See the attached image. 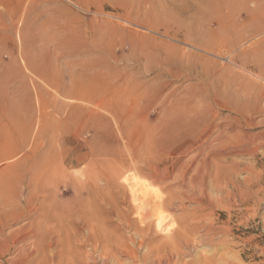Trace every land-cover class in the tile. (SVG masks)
<instances>
[{"label": "rangeland", "instance_id": "obj_1", "mask_svg": "<svg viewBox=\"0 0 264 264\" xmlns=\"http://www.w3.org/2000/svg\"><path fill=\"white\" fill-rule=\"evenodd\" d=\"M207 1L0 0V243L8 244H0V264H17L21 250L34 253L38 228L50 226L45 234L64 230L57 224L72 217L86 196L75 186V178L95 163L79 156L89 151L98 156L101 149L108 151L109 173L123 172L119 180L139 177L165 200L173 197L186 205L178 209L165 203L162 208L172 220L189 217L202 234L192 233L200 244L184 262L264 264V34L253 32L264 22L257 8L264 0L245 5L242 0H226L224 7ZM52 57L64 69L47 71ZM81 62L99 65L104 90L94 94L105 104L55 95L40 75L42 71L52 79L56 72L69 84L78 72L68 71L66 65ZM123 82L128 87L121 86ZM34 85L57 97L66 110L62 118L69 106L75 107L74 123L57 131L48 123L40 136L35 156L47 158L46 184L38 174L40 166L31 170L34 134L26 140L20 126L30 125L29 115L18 103L14 107L11 98L17 89L29 90L35 131ZM231 123L234 129L228 128ZM223 130L227 144L217 140ZM161 135L171 144L161 142ZM159 142L171 149L163 146L162 151ZM230 146L237 151L233 155L228 153ZM206 156L208 172L201 169L202 182L188 186ZM217 170L221 176L216 178ZM187 191L194 200L184 201ZM119 192L109 191L118 207H106L107 250L114 254L125 245L142 256L145 248L131 241H138L133 229L117 218L125 214L136 220L128 190ZM48 216L61 221L47 222ZM26 224L27 240L20 235ZM204 229L213 234L203 236ZM80 232V241L71 246L65 232L58 233L64 241L55 234L53 242L43 245L44 260L31 264L138 263L122 255L102 262L93 246L81 242L88 231L83 227ZM13 238L16 247L9 249Z\"/></svg>", "mask_w": 264, "mask_h": 264}, {"label": "bare ground", "instance_id": "obj_2", "mask_svg": "<svg viewBox=\"0 0 264 264\" xmlns=\"http://www.w3.org/2000/svg\"><path fill=\"white\" fill-rule=\"evenodd\" d=\"M193 1L195 2L196 5H201L203 2H208L207 0H193ZM248 2H249V0H242V5L243 4L245 5ZM216 3L218 5V7H224L227 4L226 0H216ZM257 8H258V11L260 12V14L262 16V19L264 20V3L257 5ZM253 32L255 34H258V35L264 34V22H262L260 25L256 26V28H254ZM71 54H72V51H71ZM79 55H81V54H79ZM51 60H53V62L50 63V66H48L47 71H50V72L52 70L60 71V69L61 70L64 69L63 67L62 68L58 67L59 65H58V59L57 58L52 57ZM97 68L99 69V65L96 63L81 62V63H76L75 65H73V63H69L68 65H66V69L68 71H71V72L72 71L78 72L76 79L73 78L74 80L72 79L69 84L65 83V81H63L62 77L59 78L56 75V72L55 73L53 72V78L52 79L44 77L43 76L44 72H42V71H41L40 75L47 80L48 84L51 86L53 91L55 90V95L62 96L63 98H66L68 100H73L75 102H84V103H87L88 105L93 104L95 101L98 100L99 105H103V104H105V100H101V97L98 98L94 94V91L97 89L104 90V81L103 80H105V79H103L101 77V75H100L101 73H99ZM99 78H101L102 80H100ZM121 86L126 88V87H128V84H126V82H123V83H121ZM34 90L36 93V102L38 105V113H37L38 118L36 119L37 124L35 127V131H33V127H32V122L35 121V118L33 117V114H32L33 104H32V96L29 93V90L25 89V88L23 90L17 89L16 92L12 94L11 98L13 100L12 105L14 107H16V105H17L14 103H18L19 105L22 106V108L21 107H19V108L24 113L29 115L28 117L30 118V125L31 126L29 125L28 127L27 126L25 127L24 126L25 124H23V122L20 123L21 124L20 126L24 129V138L26 140H28L34 134L33 143H32V145H30V155H29L30 158L33 156V158H31L32 159L31 170L33 172L37 171L36 166H40L41 169H39L38 174L43 179L44 183L46 184L48 182L47 175H46V173L48 174V172H47L48 166H47V162H46L47 158H44L43 156H35V154L39 151V148H40V144H41L40 143V141H41L40 136L44 130L45 125L48 123H50L53 126L54 131H57L58 129L63 130L66 127H68V125H70L71 123H74L75 122L74 113L72 111L75 110V107L69 106V112L67 111L69 114L67 113L68 115H66V117L64 116L65 118H62L61 115L63 113H65L66 110L63 109L62 104H59L57 97L55 95L52 96L48 93L42 92L35 85H34ZM5 97H7L6 92H5ZM205 113H207V112H205ZM75 118H76V116H75ZM81 123H83V122H81ZM233 123L229 124L228 128L230 127V128L234 129ZM212 126L210 127V129L213 128ZM218 126L220 127V125H218ZM222 128H225V127L221 126L220 130H222ZM226 128H227V126H226ZM14 129L16 130L15 127H14ZM217 130H219V129L217 128ZM225 131L224 130L221 131L219 136H218V139H217L222 144H224V143L227 144V140L222 139ZM208 132H210V131H208ZM177 134H179V133H177ZM226 134H229V133H226ZM161 136H163V135H161ZM210 136H211V134H210ZM231 137H233V136H231ZM167 138H168L167 136L161 137V142H162V140L165 142L169 141L170 139L168 138L169 139L168 140ZM171 138H173V137H171ZM208 138H209V136H208ZM208 138H206V139H208ZM161 142H159V144L160 145L162 144L161 145L162 151L163 150L165 151L166 148L171 149V147H169V145L168 146L164 145ZM169 143H170V141L168 142V144ZM159 144H158V146H159ZM228 145H231V143H228ZM163 146H166V148L165 149L162 148ZM230 147L229 148L226 147L229 150L228 153L231 155L235 154L237 152L236 149L233 147H231V148ZM226 148H225V150H227ZM18 149H19V147H18ZM170 149H168V151ZM10 151H14V150L10 149ZM107 155H108V151L101 149L98 153V156H96L95 151H89L87 154L79 156L80 160L81 159L82 160L88 159V160H91L92 163H94V162L95 163L92 164L91 167L87 168L83 173H80L79 177H76V178L74 177L76 179L74 181L75 186L77 187V189H79V192H80V190H82L86 196H85V198H82V199L79 198L81 200H80V202H78L79 204L77 203L78 207L76 208L75 213H74V215H72V217H69L67 215L69 218L67 216H65L66 218L64 217L65 219H67V221H65L64 224L61 223L62 225H59V226L57 224L58 230L64 229L63 231H60V232L66 233L67 240L69 241V246H71V244L73 242L80 241V240H78V236H80V234H81L80 229L81 228L83 229V227H84L90 235H87L86 237H84V239L81 242H87L90 246H93L94 249L97 250V252L99 253V257L101 258L102 262H104V263H106L109 259H112L115 261V260H117L116 256L122 255L126 258L128 257L132 261H137L138 262L137 264H187L186 262L183 261V259L190 255L191 251L193 250V247L200 244V242L197 240L198 236H197V238L195 236V235H198L200 233V231L199 232L196 231L197 228L195 226H197V225L192 223V219H190L189 217L188 218L184 217L182 219L172 220V218L169 217L168 215L165 216V214L163 213L164 211L162 209L163 204H165V203H169V205H171V206L176 205L177 207L178 206H182V207L185 206L186 207V205L182 204L179 201L180 199H177V198L173 199V197L171 199H169L167 197V199L165 200L166 197L163 198L162 196L158 195L157 190H155L153 187H151L146 181L141 180L139 177L137 178V177H134L133 175L132 176H125L121 180H119L122 177L123 172L115 170V171H112V174L109 173L111 165L107 161V158H105V157H107ZM201 155L202 154L199 153V155L197 157H199ZM99 156H101V157H99ZM97 157H98V159H97ZM207 160H208V156H206L205 158L202 159V161H200L201 163L199 164V167H198V175H197V173H196L197 171H196L195 172L196 176H193L190 179V184L188 186L193 188V184L197 185L199 182H202L201 176H200V170L204 169L205 171L207 170V172H208L209 165H208ZM95 164L99 167H96ZM45 167H46V169H45ZM231 171H232L231 174L233 176L234 170L231 169ZM163 173H161V174H163ZM205 175H202L203 178H205ZM220 176H221V173L219 170H217L215 177L217 178ZM232 176L229 178V181L234 183ZM110 189H113L114 193H116V194H119L120 193L119 191L120 190L122 191L124 189L128 190V192H129L130 205H133L132 207H134V209L136 211L135 217H134V218H136V220L135 219H128L127 216H125V214L124 215L118 214L117 218L119 219V221L123 227H126V228L128 227L130 230L133 229V235L138 241H135L132 239H131V241L134 245H135V243H137L141 250H143L142 248H145L142 256H138V253L135 251L134 248L128 247L125 245H121L120 248H117L118 251L114 254L111 253L109 250H107V248L109 247V237L107 235V230H106L107 226H105V224H104V222L106 220V218H104V217H106L105 216L106 207L109 204H113V206H115L116 209L118 207V204L116 202V196H114L112 193H109ZM190 190H192V189H190ZM188 192L189 191H187V194H188ZM189 193L192 194V192H189ZM187 194L184 193L185 196H183V194H182V196L185 199L184 201H187V200L191 201V200L195 199V195H193V194L187 195ZM177 196H179V195H177ZM178 202H180V205ZM189 203H191V202H189ZM192 203H194V202L192 201ZM194 204H196V203H194ZM198 204H199V202L196 205H198ZM182 207H181V209H182ZM178 209H179V207H178ZM10 215L12 216V213H10ZM21 218H22V216L20 217V219ZM53 218L54 217H52V216H48V217H45L44 220L47 222H52ZM54 219L57 222L61 221V217L59 219L58 218H54ZM153 223L155 224L154 228H152ZM80 226H82V227L80 229H77ZM44 227L42 229H44ZM57 228H55V230ZM42 229L38 228V232L36 233V237L38 239V242L35 243L33 246L34 253L31 254L30 251L26 252V250H23V251L21 250L19 252V257H18V259H16L19 262V264H23V263L31 264L32 262H35L37 258H40L39 259L40 261L44 260L43 245H47V244L53 242L54 241V239H53L54 235L58 234L60 232L56 233L55 231L52 230L54 232L53 233L52 231L48 230L45 234V230L50 229V226H46L44 230H42ZM27 230H28L27 224L21 226L20 235L22 234V239L23 238L26 239V237H29ZM1 232L2 231L0 229V233ZM193 232L194 233L196 232L197 234H195L193 236L192 235ZM203 233H204L203 236H208V235H211L212 232L209 233V231L207 229H204ZM200 235H202V234H199V236ZM58 236L60 237L59 238L60 241H64V239L61 238V236L59 234H58ZM151 236H153V237L151 238ZM157 237H160V240H158ZM48 238H49V241H48ZM14 240H15V238L11 239L12 243H11V246H9V249H10V247H16L15 245L17 242H15ZM16 240H18V239H16ZM4 242H6V241H4ZM4 242H1L0 244H3L4 246H6V245L8 246V244H6V243L4 244ZM117 243H122V242L120 241ZM40 245H42V248H41L42 252L38 251L40 248ZM7 250L5 249V251H7ZM0 251H1V249H0ZM3 254H4V252H3ZM18 262H17V264H18ZM115 264H116V261H115Z\"/></svg>", "mask_w": 264, "mask_h": 264}]
</instances>
